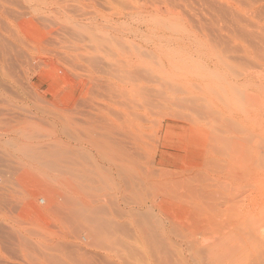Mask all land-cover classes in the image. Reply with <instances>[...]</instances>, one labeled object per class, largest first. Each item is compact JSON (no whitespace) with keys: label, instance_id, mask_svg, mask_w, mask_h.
<instances>
[{"label":"bare ground","instance_id":"bare-ground-1","mask_svg":"<svg viewBox=\"0 0 264 264\" xmlns=\"http://www.w3.org/2000/svg\"><path fill=\"white\" fill-rule=\"evenodd\" d=\"M30 1L34 0H0V103L9 104V106L25 104V110L31 113L29 117H41L50 123L52 147L34 150L26 142H16L14 145L30 158L35 159L38 164L61 171L66 177L61 181L68 184L72 191L66 200L67 212L75 215L73 218L75 221H88L91 239L104 251L101 258L98 257L96 262L91 258L88 264H98V261L99 264H264V236L255 231L257 227L253 230L254 222L251 224V219L250 226L246 224L248 220L242 226L243 222L236 219V225L241 223L242 227L238 225L239 231H237L235 226H231L234 227L231 229L232 235L230 236V232L227 235L233 238L226 239L225 228L220 222L222 219H219L220 208L217 207L224 198L220 199L219 193L222 194L225 187L220 181L217 185L209 183L212 175L220 177L224 172L225 177L239 185L254 172L264 171V73L262 72L264 46L261 50H255L247 45L244 47V52L240 53V49L235 46L234 38L229 37L228 40L221 41V44L225 45L224 50L229 54L208 53L210 44L204 40L207 39L205 31H203L205 37H201L203 39H195L196 33L193 28L195 21H191L190 26L182 28L186 30L185 35H188L185 52L173 54L170 49L165 52L158 51V47L156 46L155 49L152 43L148 54L155 59V62L152 60L153 62H149L148 65L145 57L140 56V53L122 59L119 56L121 48L111 43L112 40L106 46V39L98 40L90 35V40H97L98 43L106 46L102 49L108 68L113 64L115 70L121 72V80H124L126 84L118 83L114 87H107L104 92L108 93L103 92L105 96L100 95L98 98H101L97 101L107 102L106 99L114 93L121 94L123 97L126 95V97L123 99L119 96L124 100V104L120 102L123 105L122 114L115 119H105L100 127L102 132L112 140L120 139H115L112 144L117 151L110 152L114 156L111 160L120 164L116 168L120 179L118 182L113 180L115 184L111 181V186L100 183L93 187L80 185L83 189L81 191L79 190L81 188L78 187V189L74 184L72 185L69 176L73 174L83 179L89 178L85 175L86 166L83 162L77 163L73 158L68 157L59 149V145L64 143V136L73 138L77 134V126L72 116L78 109V105L83 106V111L92 114L96 106L93 103L95 97L87 93L88 85L84 80L74 83L67 78L64 68L76 72L77 62H85L82 65L89 69L90 65L96 63V59L86 53L77 52L79 47H76V42L80 35L68 17L55 16L54 12L48 10L50 14L47 15L39 6L32 8L28 6L27 9L30 10H23L26 2ZM197 1L200 2V0ZM124 2L123 0H105L110 12L116 15V21H111L109 17L107 20L114 28H118L124 19H130L133 16L132 11L123 12L121 9ZM131 2L129 7L133 6ZM57 12L60 11L57 10ZM152 16L150 14L148 18ZM137 17L141 23H145L143 16L139 14ZM105 18L106 16H103V19ZM195 18L197 27L200 30L206 29L205 22L203 23V20L197 16ZM47 20L54 26L50 29H55L59 34V36L56 35L54 42L47 40L48 34L32 37L25 34L28 28L34 30L37 21V25H43ZM169 25L178 26L176 22ZM44 26H40L39 29L41 30ZM23 28L26 29L25 33ZM45 29L47 30L48 27ZM11 31H14V36L17 38L15 44L21 46L16 54L4 39V36H10ZM36 31L35 33H38ZM238 31H241L240 35H245L244 31ZM33 48L46 49L52 54L51 59L61 63V68L64 67L63 70L58 68L61 72L60 77L64 82H69L70 88L65 92L64 98H59L62 101L61 104L56 103L52 90H42L40 84L35 83V80L26 74L34 58L29 53V49ZM237 52L241 55L240 64L235 62V57L234 59L231 57ZM111 58L121 62L117 65L111 64ZM13 61L18 62L20 69L17 70ZM20 73L22 77L14 76ZM34 76H36L35 72ZM8 86L10 89L4 90ZM78 87L76 93L75 89ZM163 112L174 119L166 120L161 125L165 136L173 129L185 131L188 128L189 132L190 128L185 125L186 121L195 123L193 127L197 124L203 125L204 128L199 134L200 139H198L199 136L196 137L199 140L197 143L199 149L194 153L198 155L205 152L194 172L191 169L187 171V168L181 170L169 168V162L156 156L157 151L150 156L151 139L149 137H151V129L155 126L151 118ZM89 119H93L92 115ZM255 128L259 131H254ZM85 129L89 132L97 130L94 124ZM18 130L26 140L35 136L31 128L18 127ZM58 135L63 138H58ZM156 135L153 139L160 137ZM117 140L124 142L123 145H120ZM106 147L107 145L100 147L98 153L107 152ZM255 179L261 182L262 178ZM215 181L213 178L212 182ZM261 183L260 187L263 189L264 184ZM228 185L227 187L230 188L228 191H232L231 195H233L236 187L232 190L233 188ZM226 190L224 191L227 192ZM87 194L91 196L90 199L85 198ZM148 195H158L162 198L155 196L156 199H148ZM229 198L227 199L230 200ZM234 202L229 204L233 203L234 206ZM214 207H217V213L214 212ZM262 210L264 211L263 208L260 211ZM67 212H62L60 218H63L62 215H67ZM241 214L240 216L243 215ZM259 216L261 217L260 214ZM75 221L72 226L70 225L71 227L76 225ZM18 233L19 235L16 234L13 240L22 251H31L40 247L39 244L29 242L30 239L26 234ZM235 234L238 236L235 237ZM49 243L60 250L67 249L69 256L78 257L77 264H84V254L67 248L64 241L58 239ZM73 251L75 256L72 255ZM27 263L34 264L32 261Z\"/></svg>","mask_w":264,"mask_h":264},{"label":"rangeland","instance_id":"rangeland-1","mask_svg":"<svg viewBox=\"0 0 264 264\" xmlns=\"http://www.w3.org/2000/svg\"><path fill=\"white\" fill-rule=\"evenodd\" d=\"M123 1L126 2L127 7H125L126 4L124 2L121 9L123 12L132 11L133 16L131 17L134 18L130 17V19H124L123 23L119 24L118 28L116 27L117 29L111 26L110 21H107L108 17L111 18V21H116V15L111 13L112 11L110 12L105 0H34L26 2L25 8L23 9L28 11L30 10L29 8L27 9L28 6L30 8L39 6L47 15L50 14L48 11H52L55 16L61 18L68 17L71 24L79 33L78 35H80L78 42H76V47H79L77 52L86 53L96 59V63L90 65V67H88L89 69L82 65L85 62H77L75 65L76 72H72L63 67L66 70V77L74 81V83L83 80L86 82L88 85L87 93L95 97L93 103L96 105L92 110V114L88 111H83V106L80 105H78L76 111L74 110L75 113H73L72 120L77 126V134L75 137L70 138L64 136L63 138L61 135L57 136L60 139L63 138L64 141L63 144L61 143L59 145V149L68 157L73 158L77 163L83 162L86 166L85 175L89 176V178L86 177L83 179V177H78L73 174L69 176L71 177L70 182L77 188H81L80 185H84L83 187H93L98 183L111 186L113 180L114 182H118V179H120L116 169L120 164L111 160L114 156L110 153L117 151L112 144L115 139H120L113 138L114 140H112L102 132V128L100 127L102 123L105 122V119H115L122 114L123 99L126 95L123 97L121 94L117 95L114 93V95L111 94L109 99H106L107 102L97 101V99L101 98H98L100 95L105 96L104 93H108L107 91L104 92L107 87H114L118 83L119 85L123 83L126 85L125 82H123L124 80H121V72L115 70L112 64L114 63L117 65V63L121 61L116 58H111L112 65L111 67L109 66V68L107 66L106 56L102 48H106L111 40V43H115L116 47L119 46V48H121V54H119V56H121L122 59L140 53V56L148 60H145V62H148L149 65V62H155V59H152L153 57H150L148 54L150 53L148 50L152 43L155 49L156 46L158 47V51L165 52V50L170 49L173 54H183L185 52L186 43H188V35H185L186 30H182V28L190 26L189 22L191 21L196 22L197 19L195 16H197L203 20V23L205 22L204 26L206 29L200 30L199 27H197L198 24L194 22L195 39L201 40L203 39L201 38L202 36L205 37V35H207V39L204 40L208 41L210 44L207 50L208 53L229 54L223 48V46H225L224 43L221 44V41L228 40L229 37L234 38L235 46L237 49H240V53L244 52V47L247 45L251 49L252 47L255 48V50H261L264 46V0H200V2L197 0H165L164 2H162V0ZM130 2L131 4L133 3V6L130 5L129 7ZM128 8L131 10H127ZM57 10L60 12H57ZM134 10L136 11L134 12ZM192 12L195 15L192 14ZM146 13H150L153 16L148 18L150 14L147 16L145 15ZM135 14L137 16L139 14L143 16V21H145V23H141ZM103 16H106V18L103 19ZM190 16L193 17L190 18ZM193 18H195V20H193ZM148 20L150 22H148ZM48 21L49 20L45 21L43 25L38 24L39 26L37 25V21V28L34 27V30L28 28L29 32L33 30L31 33H28V31L25 33L24 30L26 29L24 28L23 31L29 37L41 36L42 34L46 36L48 34L46 36V38H48L47 40L54 42L56 35L59 36V34L55 29H50H53L54 26ZM46 22H48V25ZM173 22H176L178 26L173 27L169 25V23ZM44 24L46 25L44 26ZM40 26H44L45 28L48 27V29L46 30L44 27H41L40 30ZM24 27L27 28L26 26ZM238 30L244 31L245 35H240L239 33H241V31ZM35 31L38 33H35ZM47 31L49 32L47 33ZM203 31H205V35ZM53 34L54 37H52ZM90 35L98 40H102L103 38L106 39V46L98 43L97 40H90ZM4 39L9 46L13 48V53L16 54L18 49L21 48V46L15 44L17 38L14 36V31H11L10 36H4ZM138 47L139 49L137 50ZM257 52L259 53L261 51ZM29 53L32 54L34 58L30 62V69L26 71V74L32 77L35 83H39L42 90H52L55 95L56 103L61 104L62 101H60L59 98H64L65 92L70 88L68 86L69 82H64L63 78L60 77L61 72L59 69L63 70L60 65L61 63H58L55 59L52 60V54L46 49L36 50L33 48L29 49ZM239 54L238 52L236 54L233 53L231 57L232 59L235 57V62L240 64L241 55ZM13 63L17 70L20 69L18 62L13 61ZM34 72L36 76H34ZM262 72L264 73V68ZM21 73L14 74V76L22 77ZM9 89L10 86L4 88V90ZM78 89L79 87L75 89L76 93ZM119 96L123 99H120ZM116 99L120 100L117 101ZM120 102H122V104ZM2 104L0 103V264H28L27 261H32L34 264H77L78 257L72 258L68 255L67 249L60 250L49 243L55 242L58 239L64 241L67 248L73 249L76 252L77 250L82 252L84 254V264H88L91 258L96 262V260L101 258V255L104 254V251L97 247L95 242L91 239L88 221H75L73 220L75 215L67 212L66 200L69 195L72 194V191L71 187H68V184H64L62 183L63 181H61V179H66V177L63 176L61 171L38 164L35 159L30 158L29 155L16 148L14 145L16 142H26L34 150L52 147L53 138L52 135H50L52 134L50 133V123L41 117V119L39 117H29L31 113L25 110V104H12L10 106L9 104H6L7 106ZM16 106L17 108H15ZM19 106L23 107H20V109ZM100 112L105 113L101 114ZM165 113L166 112L160 113V115H155L151 118L152 124L155 126L152 125V133L150 135L151 137H149V139H151L149 149L150 156L154 155L153 153L157 151L156 156L169 162V168L173 170L187 168V171L191 169V171L194 172L205 152L203 151L198 155L194 153L199 149V144H197L199 142L198 139H200L199 134L204 127L198 124L196 127H193L195 123L191 124L186 121L185 125L189 126V132L188 128L185 127V131L173 129L171 132H168V134L166 133L165 136L164 132H162L161 125H163L166 120H174ZM90 115L93 117L92 120L89 119ZM91 124L95 125L97 129L95 132H89L85 129ZM18 127L24 129L31 128L34 130L35 136L30 137L28 140L24 139L20 135ZM254 131L258 132L259 129L255 128ZM154 134L160 137L158 139L155 138V140L153 139L155 136ZM196 137H198V139H196ZM118 140L117 142H119ZM122 143L119 142L120 145ZM103 145H107L105 149L108 153L99 154L98 150ZM162 145L164 147H162ZM167 159H170V161H167ZM261 173L254 172L253 175H250L246 181L241 182L239 185L225 177L226 173L224 172L220 177H216V174V176L214 175L215 177H213V175L211 176L209 183L211 182L212 185H217L223 182L225 187L222 191L224 195H222L221 192L219 193V196L221 195L220 199L221 197L225 198L221 199V204L220 202L217 204V207L220 208V212L216 209L217 207H214V212L220 214L219 219H222L220 222L225 228L227 237L224 236L226 239H228V237L230 239L233 238L230 237L233 232L231 229L234 228L231 226H235L237 231H239L238 225L242 222L241 225H245L247 220L246 224L248 226L254 222L253 230L257 227L255 231L258 233L260 232L259 235L264 236V211H260L262 208L264 209V188L261 189L260 187L262 184L261 182L264 184V171ZM256 176L260 179L262 178L261 182L260 180L257 181V179L254 180V178H257ZM212 177L215 178V182H212ZM227 183H231V185ZM226 184L232 187V190L236 187L233 192L238 194L235 195L232 193L233 195H231L232 191H228L230 188L227 187ZM226 187L228 188L227 190ZM79 190L83 191L82 188ZM230 195L234 197L232 198ZM155 196L162 198L158 195H148L147 197L148 199H156ZM226 196L233 200L231 201L230 198V200H228ZM85 198L90 199L91 196L87 194ZM230 202H234L235 205L233 206V203L229 204ZM259 207L261 209H259ZM237 209L239 210L237 211ZM64 211L68 214L62 215L63 218H60V214ZM240 214L242 216H240ZM236 219L241 223L236 225ZM250 219L252 220L251 224L249 223L251 221ZM73 221H75L76 225L71 227ZM231 223L233 225H231ZM241 225L240 228L242 227ZM18 232L26 234L28 239H30L29 242L39 244L40 247L31 251H22L19 249L18 245H16V241L13 240L16 234L19 235ZM227 233L230 234V236H228ZM234 236L237 237L238 235L236 236L235 234ZM72 255H74V251ZM97 263L99 264V261Z\"/></svg>","mask_w":264,"mask_h":264}]
</instances>
